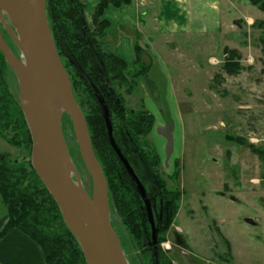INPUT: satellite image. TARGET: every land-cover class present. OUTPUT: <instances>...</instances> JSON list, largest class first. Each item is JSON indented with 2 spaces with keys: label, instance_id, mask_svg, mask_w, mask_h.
<instances>
[{
  "label": "rangeland",
  "instance_id": "obj_1",
  "mask_svg": "<svg viewBox=\"0 0 264 264\" xmlns=\"http://www.w3.org/2000/svg\"><path fill=\"white\" fill-rule=\"evenodd\" d=\"M199 1L191 3L195 25L188 32L164 31L162 37L163 31L156 30L158 20H169L150 13L155 30L152 25L140 35L131 27H111L102 39L104 51L114 53L120 31L129 32L135 43L134 61L135 46L140 51L139 62L130 64L131 70L147 69L135 87L114 84V90L127 109L155 114L156 123L160 119L163 126L170 124L168 112H174L172 152L163 148L162 136L156 138V152L167 185L180 189L173 224L183 230L185 239H179V245L178 233L171 227L166 236L171 250L166 253L176 264H264V162L248 146L264 149V29L257 25L264 23V11L250 0ZM215 8L218 16L212 12ZM198 12L203 14L196 15ZM167 13L173 14L171 9ZM216 23L218 30L214 29ZM228 61L238 64L237 73L225 71ZM65 126L61 122L75 162L73 132ZM152 131L146 140L154 147ZM227 136L239 139L240 144ZM0 155L21 160L27 153L0 137ZM6 214L0 199V221ZM110 218L125 257L137 264L132 259L137 251L127 243L119 219ZM248 219L255 224L246 222ZM226 243L231 245L235 261L228 255Z\"/></svg>",
  "mask_w": 264,
  "mask_h": 264
},
{
  "label": "trees",
  "instance_id": "obj_2",
  "mask_svg": "<svg viewBox=\"0 0 264 264\" xmlns=\"http://www.w3.org/2000/svg\"><path fill=\"white\" fill-rule=\"evenodd\" d=\"M130 2L98 0L90 27L84 18L85 8L79 0H46V18L57 53L70 79L74 99L84 115L94 155L106 179L110 215L119 219L127 243L137 251L132 259L137 264H153V261L156 264H173L174 260L162 250L161 243L166 241L177 215L180 189L169 188L161 175L157 152L146 140L153 126V116L143 110L127 109L122 97L114 90V84L122 87L130 83L135 87L137 78L143 76L147 67L131 70V65L139 62L140 51L136 46V59L128 65L112 51H104L102 41L111 30L110 23L102 18L105 10L127 6ZM250 2L264 11V0ZM257 25L264 29V23ZM0 32L11 51L18 54L1 25ZM224 69L234 74L239 66L228 61ZM93 89L107 107L115 144L151 203L158 228L155 248L150 244L151 231L145 207L135 183L109 145L101 107ZM17 91L16 78L0 53V137L11 146L23 147L27 153L21 160H9L0 155V199L7 212L0 221V240L10 231L17 230L40 248L45 264H86L58 206L31 166L32 141ZM63 123L72 134L70 121L65 118ZM226 139L240 144L239 139L229 136ZM248 146L264 162V149ZM72 152L78 170L80 168L87 175L76 143ZM175 236L180 245L179 239L182 238L178 234ZM121 248L125 253L123 244ZM128 263L131 264L129 259Z\"/></svg>",
  "mask_w": 264,
  "mask_h": 264
},
{
  "label": "water",
  "instance_id": "obj_3",
  "mask_svg": "<svg viewBox=\"0 0 264 264\" xmlns=\"http://www.w3.org/2000/svg\"><path fill=\"white\" fill-rule=\"evenodd\" d=\"M0 7L4 9L0 25L18 52L15 55L10 50L0 32V53L16 78L18 103L31 136V166L58 206L85 263L128 264L110 221L105 176L94 155L84 115L74 99L70 79L50 32L46 0H0ZM11 13L18 18L15 20ZM93 93L101 107L109 145L135 183L145 207L151 229L150 244L155 248L157 228L151 203L113 140L103 99L95 89ZM53 102L63 107L57 116L53 112ZM63 115L70 120L88 177L71 159L61 128Z\"/></svg>",
  "mask_w": 264,
  "mask_h": 264
},
{
  "label": "crops",
  "instance_id": "obj_4",
  "mask_svg": "<svg viewBox=\"0 0 264 264\" xmlns=\"http://www.w3.org/2000/svg\"><path fill=\"white\" fill-rule=\"evenodd\" d=\"M79 2L84 6V18L86 23L91 27L92 26V15L95 6L98 3V0H79ZM191 3L196 5L199 4V0H131L130 4L127 6H122L120 8L109 7L103 13L102 18L108 21L111 27L121 29V27H128L133 29L134 33L142 35V30H149L152 28L155 30V24H151L149 21L150 13L153 15H158V18L163 17L164 20L168 23H160L158 20V29L157 31L162 32V37H164V31L169 34L180 32H188L192 29V26L195 25V21L191 18L190 9ZM214 4L211 3V5ZM172 11L173 14H168V11ZM212 9L214 16H218V11ZM203 13L198 12L196 15L201 16ZM164 15V16H163ZM168 16V18H165ZM170 17V18H169ZM197 17V16H196ZM215 20H218L215 18ZM142 24L143 28L140 27ZM194 23V24H193ZM217 23L214 25V29L218 30ZM119 42L114 46V54L125 61L128 65L134 62V41L132 40L133 36L130 33H124L120 31ZM143 38V37H142ZM164 40V38H162ZM145 42L148 41L143 38ZM165 45V44H163ZM131 51V52H130ZM175 109V108H174ZM153 131L151 133L152 143L155 150L157 151L158 145L156 138L162 139L163 137L164 146L167 148L170 153L172 152L173 146V136L175 131V125L173 120L174 112L167 115V122L170 124L167 126L161 125V121L155 120L156 115L153 114ZM159 117V115H158ZM160 118V117H159ZM159 135V136H158ZM172 155V154H171ZM230 188L228 187V190ZM231 190V189H230ZM253 220H246V222L255 224ZM173 230L177 232L182 239H185L183 236V230L179 226L173 225ZM228 248V254L231 255L232 260H234L235 255L231 252V245L226 243ZM186 245V244H185ZM208 249V248H207ZM0 264H45L43 260V255L40 248L29 238L23 235L17 230L10 231L3 239L0 240Z\"/></svg>",
  "mask_w": 264,
  "mask_h": 264
},
{
  "label": "bare ground",
  "instance_id": "obj_5",
  "mask_svg": "<svg viewBox=\"0 0 264 264\" xmlns=\"http://www.w3.org/2000/svg\"><path fill=\"white\" fill-rule=\"evenodd\" d=\"M4 9L2 7H0V16H1V11H3ZM12 17L16 20L18 18V15H13L11 13ZM52 108H53V112L54 114L57 116L59 114L62 113L63 111V107L61 106L60 103H56V102H53V105H52Z\"/></svg>",
  "mask_w": 264,
  "mask_h": 264
},
{
  "label": "flooded vegetation",
  "instance_id": "obj_6",
  "mask_svg": "<svg viewBox=\"0 0 264 264\" xmlns=\"http://www.w3.org/2000/svg\"><path fill=\"white\" fill-rule=\"evenodd\" d=\"M11 50V49H10ZM16 55H18V54H16ZM69 152H70V150H69ZM155 216V215H154ZM154 222H155V226H156V228H157V222H156V219H155V217H154ZM174 223V222H173ZM111 224H112V226H113V228H114V230H115V226L113 225V223H112V221H111ZM174 225V224H173ZM173 225H172V227H173ZM150 231H151V229H150ZM116 232V231H115ZM157 233H158V228H157ZM177 233V232H176ZM116 234H117V236H118V233L116 232ZM180 236V235H179ZM181 237V236H180ZM165 242H168L167 240L165 241ZM171 250V249H170ZM169 250V251H170ZM173 264H176L174 261H173Z\"/></svg>",
  "mask_w": 264,
  "mask_h": 264
},
{
  "label": "built area",
  "instance_id": "obj_7",
  "mask_svg": "<svg viewBox=\"0 0 264 264\" xmlns=\"http://www.w3.org/2000/svg\"><path fill=\"white\" fill-rule=\"evenodd\" d=\"M162 247L166 250L169 248V245H168V243H166V244H163Z\"/></svg>",
  "mask_w": 264,
  "mask_h": 264
}]
</instances>
